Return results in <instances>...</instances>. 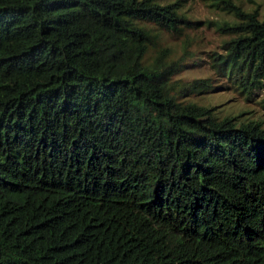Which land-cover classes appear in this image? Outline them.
<instances>
[{
	"label": "trees",
	"instance_id": "1",
	"mask_svg": "<svg viewBox=\"0 0 264 264\" xmlns=\"http://www.w3.org/2000/svg\"><path fill=\"white\" fill-rule=\"evenodd\" d=\"M182 1L0 0V264H264V121L185 98L264 108V19Z\"/></svg>",
	"mask_w": 264,
	"mask_h": 264
},
{
	"label": "rangeland",
	"instance_id": "2",
	"mask_svg": "<svg viewBox=\"0 0 264 264\" xmlns=\"http://www.w3.org/2000/svg\"><path fill=\"white\" fill-rule=\"evenodd\" d=\"M234 1L240 3L245 9L257 7L260 18L264 19V0ZM182 6L191 17L196 19H211L217 21L233 19L231 14L226 13L219 5L214 4L212 0H184L182 1ZM200 29L202 30L198 33L200 43L197 54L199 57L192 62L189 61L190 63L185 65L183 70L178 73L185 81L192 80L193 78H206L207 76L213 75L212 70L207 64L206 50L215 46V43H218L220 38L215 32L213 22L208 26H206V22H203ZM160 33L161 38L166 44L175 48L178 47L177 40L170 38L165 32ZM213 84H215L213 88L197 93H189L185 98L208 106H214L215 112L219 115L232 114L239 116L241 119L251 118L264 121V108L259 104L261 90L254 89L253 93L248 98H245L227 80L214 79Z\"/></svg>",
	"mask_w": 264,
	"mask_h": 264
}]
</instances>
